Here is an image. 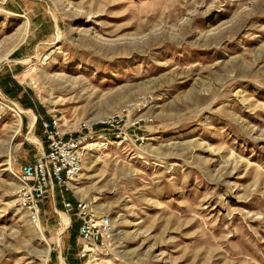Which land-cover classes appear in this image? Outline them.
Returning a JSON list of instances; mask_svg holds the SVG:
<instances>
[{"label": "rangeland", "instance_id": "obj_1", "mask_svg": "<svg viewBox=\"0 0 264 264\" xmlns=\"http://www.w3.org/2000/svg\"><path fill=\"white\" fill-rule=\"evenodd\" d=\"M123 109L65 193L110 218L101 264H264V0H0V264H90L60 198L33 223L16 176L41 120Z\"/></svg>", "mask_w": 264, "mask_h": 264}, {"label": "built area", "instance_id": "obj_2", "mask_svg": "<svg viewBox=\"0 0 264 264\" xmlns=\"http://www.w3.org/2000/svg\"><path fill=\"white\" fill-rule=\"evenodd\" d=\"M127 111L123 109L101 121L83 124L77 131L64 130L61 119L56 114L41 120L40 128L46 149L32 161L21 165L16 176L21 186L17 192V203L20 209L29 213L33 223L39 224V206L46 197L60 198L66 213L73 216L77 223V256L90 264H101L105 257L113 254L116 249L115 228L110 218L98 215L91 204L79 200L73 204L65 193L72 192L70 184L81 176L84 161L97 145V139H105L106 135L97 134L94 127L100 126L101 132L110 130L109 128H114V124L124 122L123 113ZM137 111L139 108L133 110ZM136 116L128 124L134 129L145 121L138 114ZM139 140L143 139L136 138V141Z\"/></svg>", "mask_w": 264, "mask_h": 264}, {"label": "bare ground", "instance_id": "obj_3", "mask_svg": "<svg viewBox=\"0 0 264 264\" xmlns=\"http://www.w3.org/2000/svg\"><path fill=\"white\" fill-rule=\"evenodd\" d=\"M18 114V113H17ZM9 148V147H8ZM10 149V148H9ZM12 149V148H11ZM11 160V159H10ZM68 219V218H67ZM69 225V219H68V224L66 225V226H68ZM47 253L48 252H45V254H44V256L42 257V260H43V262H45L46 260H47Z\"/></svg>", "mask_w": 264, "mask_h": 264}, {"label": "trees", "instance_id": "obj_4", "mask_svg": "<svg viewBox=\"0 0 264 264\" xmlns=\"http://www.w3.org/2000/svg\"><path fill=\"white\" fill-rule=\"evenodd\" d=\"M18 88V87H17Z\"/></svg>", "mask_w": 264, "mask_h": 264}]
</instances>
